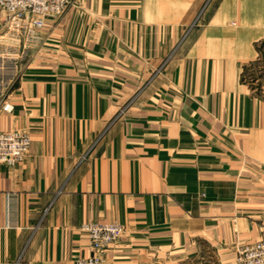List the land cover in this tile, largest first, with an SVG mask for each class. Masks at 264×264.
I'll use <instances>...</instances> for the list:
<instances>
[{
    "label": "crops",
    "instance_id": "crops-1",
    "mask_svg": "<svg viewBox=\"0 0 264 264\" xmlns=\"http://www.w3.org/2000/svg\"><path fill=\"white\" fill-rule=\"evenodd\" d=\"M21 25L0 12V55L21 44L0 57V132L32 137L0 164V264L91 256L86 223L126 228L104 264H235L264 242V97L246 78L264 0H75Z\"/></svg>",
    "mask_w": 264,
    "mask_h": 264
},
{
    "label": "built area",
    "instance_id": "built-area-1",
    "mask_svg": "<svg viewBox=\"0 0 264 264\" xmlns=\"http://www.w3.org/2000/svg\"><path fill=\"white\" fill-rule=\"evenodd\" d=\"M74 1L0 0V12L15 27L26 23L28 29L39 31L49 21L63 17ZM0 109L10 113L14 107L10 103L0 102ZM31 143L32 137L28 131L0 132V164L9 167L23 164L29 155ZM82 231L89 237L92 255L78 258L74 264H104L106 251L125 235L126 228L119 223H86ZM235 264H264V242L240 248Z\"/></svg>",
    "mask_w": 264,
    "mask_h": 264
},
{
    "label": "rangeland",
    "instance_id": "rangeland-1",
    "mask_svg": "<svg viewBox=\"0 0 264 264\" xmlns=\"http://www.w3.org/2000/svg\"><path fill=\"white\" fill-rule=\"evenodd\" d=\"M5 44H7L5 39L0 38V48L2 46H7ZM8 44H10V42ZM8 47H10L11 50H13V52L16 50L14 53L16 54L18 50L20 52L21 44L19 41L18 43L13 42L12 45H8ZM259 49L261 51L260 60L257 63H255L253 66L249 67V70L246 72V78H247L248 83L252 84V87L254 91L256 92V94L264 97V44L261 45ZM11 50L10 51L2 50L3 55H0V57L2 58L1 61L4 65H14L15 63H17V60L14 59L17 56L12 57L7 54V53H10ZM27 60H28V57L26 60H22V61L26 63ZM22 61H19V62H22Z\"/></svg>",
    "mask_w": 264,
    "mask_h": 264
}]
</instances>
